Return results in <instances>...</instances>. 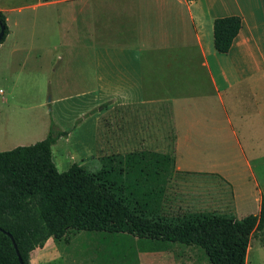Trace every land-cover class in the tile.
<instances>
[{"label":"crops","instance_id":"crops-1","mask_svg":"<svg viewBox=\"0 0 264 264\" xmlns=\"http://www.w3.org/2000/svg\"><path fill=\"white\" fill-rule=\"evenodd\" d=\"M0 11L10 29L0 44V84L8 97L1 96L2 88L0 97L24 104L32 98L43 122L31 139L11 143L0 135V151L46 138L52 119L68 132L52 147L58 169L66 165V146L59 143L70 141L90 119L91 145L85 146L91 149L71 158L85 166L98 129L105 148L114 136L118 148L157 143L167 148L174 136L175 167L197 177L190 184L218 183L227 190L200 193L197 200L189 199L188 208L237 218L259 213L264 196V0H0ZM230 15L240 16L243 25L229 52L222 53L215 47L214 21ZM67 53L74 92L65 118L61 104L70 99L52 97L59 108L52 115L45 96L56 88ZM253 240L264 255V241L253 238L248 257ZM140 260L207 264L204 257Z\"/></svg>","mask_w":264,"mask_h":264},{"label":"trees","instance_id":"trees-1","mask_svg":"<svg viewBox=\"0 0 264 264\" xmlns=\"http://www.w3.org/2000/svg\"><path fill=\"white\" fill-rule=\"evenodd\" d=\"M3 43L10 32L0 11ZM243 25L238 15L214 21V42L227 53ZM67 131L51 120L46 138L0 151V264H31V253L70 232L107 231L202 248L211 264H247L251 240L264 241L260 211L237 218L216 211L162 213L170 153L135 150L101 157V168L74 163L59 171L52 147ZM12 234L23 259L20 261Z\"/></svg>","mask_w":264,"mask_h":264},{"label":"rangeland","instance_id":"rangeland-1","mask_svg":"<svg viewBox=\"0 0 264 264\" xmlns=\"http://www.w3.org/2000/svg\"><path fill=\"white\" fill-rule=\"evenodd\" d=\"M34 29L35 32L38 33V26L36 23ZM60 62L62 66L60 73L57 72L56 75V88L49 90L50 92L45 96V101L48 103L47 109H50L52 115L55 114L56 108L58 115L59 110L58 107H55L56 105L52 104V97L53 99L55 97L67 100L71 98V92H74L69 85L71 72L69 54H65ZM0 88L6 92L2 93L1 96L4 98L8 97L6 86L0 84ZM29 99L33 100L32 98ZM30 100L25 99V104L20 99L6 103V101L0 97V135L7 137L11 143L35 137L39 134V129L41 130L43 126V122L36 114V109L33 108V103ZM71 103L72 101L70 99V101H65L61 104V109L63 110L65 118L70 115L69 104ZM92 120H89L85 129L74 133L70 141L67 143H65L66 141H61L59 143V145H65L67 147L63 149L64 154H66V158H63V161L66 165H59V171L68 170L72 163L74 164V162L78 161H73L71 159L72 157L78 158L84 154V151L86 152L91 149L87 148L85 145H91L90 124ZM117 140L118 138L116 136L111 137L110 147L105 148L102 145L101 130L98 129L97 135L95 136V151L93 156L87 157L86 167L92 171L98 170L102 166L101 156L126 154L132 150L148 149L157 152L160 151V153L166 150L170 154H174V136H169V145L167 148H162L159 143L150 147L143 145L139 148H118ZM54 159L58 162L57 149L54 150ZM79 162L80 161H78V163ZM169 170L170 172L167 175H163V177L165 176L167 178V181L163 183L166 187V191L162 202V213L165 215H178L193 212L191 208L187 206L189 199L194 198L197 200L199 194L205 191L213 194H215V192H220V194H225L227 192L226 189L222 191L218 183L191 185L190 182L194 183L197 177L190 173L178 171L175 165L169 167ZM215 181L220 182L218 179ZM203 209L207 208L202 207L196 210L199 211ZM259 244L257 240L252 241L253 249L249 257H247V264H262L261 260L264 255H262L263 252L260 251L261 248ZM140 257L146 262H154L157 258L174 261L186 260L189 257L193 259L204 257V259L207 260V264H211L205 250L202 248L190 247L170 241L139 238L129 233L107 231L70 232L66 237L60 240L50 238L43 247H38L32 251L31 264H138L141 261ZM129 259L133 260L129 261Z\"/></svg>","mask_w":264,"mask_h":264},{"label":"water","instance_id":"water-1","mask_svg":"<svg viewBox=\"0 0 264 264\" xmlns=\"http://www.w3.org/2000/svg\"><path fill=\"white\" fill-rule=\"evenodd\" d=\"M4 34H5V27L2 25L1 26V30H0V44H1V42H2V39H3V37H4ZM0 229H1V227H0ZM5 231V230H4ZM11 238H12V240H13V242H14V245H15V248H16V250H17V254H18V256H19V259H20V261L23 263V259H22V257H21V254H20V252H19V249H18V247H17V243L15 242V239H14V237L12 236V234L10 233V232H8V231H5Z\"/></svg>","mask_w":264,"mask_h":264}]
</instances>
